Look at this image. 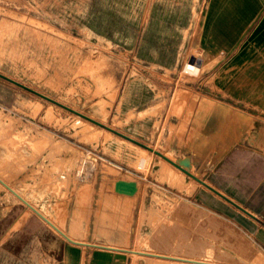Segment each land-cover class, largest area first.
<instances>
[{
	"label": "rangeland",
	"instance_id": "374dc122",
	"mask_svg": "<svg viewBox=\"0 0 264 264\" xmlns=\"http://www.w3.org/2000/svg\"><path fill=\"white\" fill-rule=\"evenodd\" d=\"M220 1L0 0V73L99 122L0 76L3 242L33 245L32 264H63L64 246L77 248L71 264H264V245L196 201L198 182L154 151L170 158L166 141L216 99L201 43ZM118 197L131 199L125 249L102 246ZM27 214L28 227L6 221Z\"/></svg>",
	"mask_w": 264,
	"mask_h": 264
},
{
	"label": "crops",
	"instance_id": "0c3cea01",
	"mask_svg": "<svg viewBox=\"0 0 264 264\" xmlns=\"http://www.w3.org/2000/svg\"><path fill=\"white\" fill-rule=\"evenodd\" d=\"M205 31L201 45L207 56L202 61L208 59L216 65L211 71L215 85L211 91L204 92L216 95V99L198 104L192 122L187 121L185 125L186 131L171 136L164 149L171 160L255 215L256 218L251 217L198 181L193 195L196 201L264 245V211L261 210L264 208V149L259 142L264 127V0H221L212 8ZM110 200L111 221L101 245L125 249L129 243V224L123 217L129 211L131 199ZM2 218L0 213V264H28V261L32 264L34 258L28 255L35 253L33 245L11 246L3 242ZM8 218L7 222L21 221L26 227L33 221L32 214ZM8 226L15 228V224ZM40 232L43 235L44 230ZM13 235L18 236V230H13ZM69 235L66 236L71 240L85 243L71 238L82 237ZM36 253L40 258L48 255L49 246H38ZM76 254V247L64 246L63 264H71Z\"/></svg>",
	"mask_w": 264,
	"mask_h": 264
},
{
	"label": "water",
	"instance_id": "95a60500",
	"mask_svg": "<svg viewBox=\"0 0 264 264\" xmlns=\"http://www.w3.org/2000/svg\"><path fill=\"white\" fill-rule=\"evenodd\" d=\"M0 76L3 77V78H5V79H7V80H9V81H11V82H13V83H15V84H17V85H19V86H21V87H24V88L28 89L29 91H31V92H33V93H36V94L40 95L41 97H44V98H46V99H48V100H50V101L56 102L57 104H59V105L65 107V108H67V109H69V110H71V111H73V112H75V113H77V114H79V115H81V116H83V117H85V118H87V119H89V120H91V121H93V122L99 124V122L95 121L94 119H92V118H90V117H88V116H86V115H84V114H82V113H80V112H78V111H75V110H73V109H71V108H69V107H67V106H65V105H63V104H61V103H59V102H57V101L51 99L50 97H48V96H46V95H44V94H42V93H39V92L35 91L34 89L29 88V87H27V86H25V85L19 83L18 81H15V80H13V79H11V78H9V77H7V76L1 74V73H0ZM121 135L124 136V137H126V138H128L129 140H132V141L136 142V143L139 144V145H142V146H144V147H146V148H149V149L153 150L151 147H149V146L146 145V144H143V143H141V142H139V141H137V140H135V139H132L131 137H128V136H126V135H124V134H121ZM154 151H155V153H157L158 155L162 156L164 159H166L167 161H169L170 163H172L173 165H175L176 167H178L179 169H181L183 172H185L186 174H188V175L191 176L192 178L196 179L197 181H199V182L205 184L206 186H208L209 188H211L212 190H214L216 193H218L219 195H221L223 198H225L226 200H228L229 202H231L232 204H234L236 207H238V208L241 209L242 211L246 212V213H247L248 215H250L251 217L256 218L255 215H253V214H252L251 212H249L247 209L243 208L242 206H240L239 204H237L236 202H234V201L231 200L230 198L226 197L225 195H223V194L220 193L219 191H217V190H215L214 188H212L210 185H208L207 183H205L204 181H202L200 178H198L197 176H195L193 173L189 172L187 169H185V168H184L182 165H180L179 163H176L175 161L171 160L169 157H167L166 155H164L163 153H161V152L158 151V150H154Z\"/></svg>",
	"mask_w": 264,
	"mask_h": 264
},
{
	"label": "bare ground",
	"instance_id": "6f19581e",
	"mask_svg": "<svg viewBox=\"0 0 264 264\" xmlns=\"http://www.w3.org/2000/svg\"><path fill=\"white\" fill-rule=\"evenodd\" d=\"M13 79V78H12ZM37 91V90H36ZM47 96V95H46ZM68 107V106H67ZM81 113V112H80ZM83 114V113H82ZM86 119V118H85ZM95 119V118H94ZM89 120V119H88ZM169 167V166H168ZM169 170V169H168ZM198 182V181H197ZM115 189L116 191L120 192V193H126V194H132L133 191L135 190V183L133 181H128V180H117L116 183H115ZM52 223V222H51ZM53 224V223H52ZM54 225V224H53ZM55 227H57L56 225H54ZM59 230V229H58ZM135 250V249H134ZM136 252L137 251H140V250H135ZM146 253V252H145ZM149 253V252H148ZM155 253V252H152V254ZM157 254V253H155ZM158 255H161V256H167L165 254H160L158 253ZM170 256V255H169ZM168 256V257H169ZM173 256V255H172ZM177 258V256H174ZM160 258V257H159ZM179 258V257H178ZM181 258V257H180ZM162 259V258H161ZM182 259H186V260H193V261H199L200 262H205V263H211L212 261L210 262H207V261H202L200 259L198 260H194V259H191V258H183ZM196 264V263H195ZM202 264V263H201ZM214 264V263H213ZM216 264H224V263H216Z\"/></svg>",
	"mask_w": 264,
	"mask_h": 264
}]
</instances>
